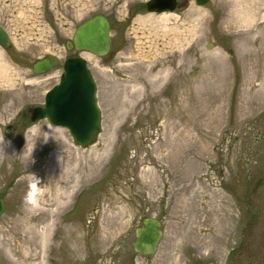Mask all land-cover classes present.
<instances>
[{"label":"rangeland","instance_id":"1","mask_svg":"<svg viewBox=\"0 0 264 264\" xmlns=\"http://www.w3.org/2000/svg\"><path fill=\"white\" fill-rule=\"evenodd\" d=\"M146 1L0 0V264H264V0ZM97 13L114 53L93 61L101 130L80 146L26 113ZM164 15L172 32L141 22ZM146 216L163 229L151 256L132 247Z\"/></svg>","mask_w":264,"mask_h":264},{"label":"water","instance_id":"2","mask_svg":"<svg viewBox=\"0 0 264 264\" xmlns=\"http://www.w3.org/2000/svg\"><path fill=\"white\" fill-rule=\"evenodd\" d=\"M199 5L208 0H195ZM177 0H147L148 12L173 11ZM11 40L8 32L0 25V47L7 49ZM75 47L96 56H104L110 47L109 22L103 14H95L83 20L74 30L66 48ZM52 68L50 57L46 56L32 64L34 73H45ZM31 121L45 118L52 126L68 130L74 143L80 146L91 144L101 130V111L97 100V86L87 61L82 57H70L64 61L58 81L47 89L43 105L28 107ZM5 135L11 137L13 130L5 128ZM4 211V199L0 196V216ZM132 243L134 252L143 256L154 255L163 236L161 221L153 216L143 218L134 231ZM213 264V263H209Z\"/></svg>","mask_w":264,"mask_h":264},{"label":"flooded vegetation","instance_id":"3","mask_svg":"<svg viewBox=\"0 0 264 264\" xmlns=\"http://www.w3.org/2000/svg\"><path fill=\"white\" fill-rule=\"evenodd\" d=\"M94 15V14H93ZM92 15V16H93ZM87 19V18H86ZM108 19V18H107ZM85 20V19H84ZM82 22V21H81ZM80 22V23H81ZM108 22H109V20H108ZM79 23V24H80ZM78 24V25H79ZM77 25V26H78ZM76 26V27H77ZM109 33H110V22H109ZM71 38H72V36H71ZM71 38H69V39H67L66 41H65V48H66V42L68 41V40H71ZM112 41H113V39H112V36H111V34H110V47H109V50H108V52L106 53V55H104V56H101V57H99V56H96V55H94L93 53H91V52H88V51H86V50H77V49H75V47H72L71 49H67L71 54H67L66 56H65V58L63 59V61H62V64H61V67L63 68V64H64V61L67 59V58H70V57H82V58H85L86 59V61H87V64H88V67L90 68V71L92 72V65H93V61L94 60H96V59H99V60H101V61H104V60H106V59H109V58H111L112 56H113V53H114V51H113V44H112ZM50 59H51V63H52V66H53V64H54V61H53V58L50 56ZM89 59V60H88ZM35 106H38V105H35ZM32 107H34V106H32ZM26 116L29 118V120H30V116H29V114H27L26 113ZM161 221V220H160ZM161 225H162V222H161ZM161 229H162V226H161ZM162 231H163V229H162ZM241 247V242H234V245H232V246H230V250H229V254H232V255H235V257H236V255H237V252L238 251H240V248ZM192 254L194 255L195 253L194 252H192ZM209 263H213V264H215L214 262H212V261H207V262H205L204 264H209ZM191 264H196V262H194V260L192 259V261H191Z\"/></svg>","mask_w":264,"mask_h":264},{"label":"bare ground","instance_id":"4","mask_svg":"<svg viewBox=\"0 0 264 264\" xmlns=\"http://www.w3.org/2000/svg\"><path fill=\"white\" fill-rule=\"evenodd\" d=\"M164 12V11H163ZM166 12V11H165ZM161 13V12H160ZM170 20V16H167V15H164V16H161V17H158V18H145V19H142L141 22L143 25H146L147 23H150V25H155L157 24V27L159 26L161 30L163 31H171L172 32V28H169L167 26V22ZM152 23V24H151ZM176 31V29H175ZM89 60V59H88ZM1 74L2 75H8L9 72H8V69L7 68H3L1 70ZM52 130V128H50V131ZM36 184H33L32 187H31V193H30V200L33 201L35 199V192H36Z\"/></svg>","mask_w":264,"mask_h":264}]
</instances>
